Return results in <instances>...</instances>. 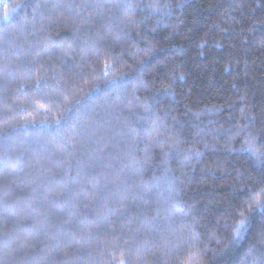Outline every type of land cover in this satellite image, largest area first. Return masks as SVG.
Returning a JSON list of instances; mask_svg holds the SVG:
<instances>
[{"label":"trees","instance_id":"16d2710c","mask_svg":"<svg viewBox=\"0 0 264 264\" xmlns=\"http://www.w3.org/2000/svg\"><path fill=\"white\" fill-rule=\"evenodd\" d=\"M0 264H264V0H0Z\"/></svg>","mask_w":264,"mask_h":264},{"label":"snow or ice","instance_id":"6c2138e0","mask_svg":"<svg viewBox=\"0 0 264 264\" xmlns=\"http://www.w3.org/2000/svg\"><path fill=\"white\" fill-rule=\"evenodd\" d=\"M243 224V222H241Z\"/></svg>","mask_w":264,"mask_h":264}]
</instances>
